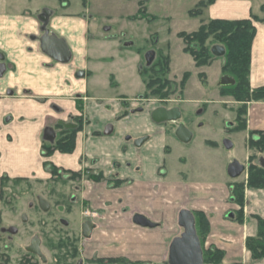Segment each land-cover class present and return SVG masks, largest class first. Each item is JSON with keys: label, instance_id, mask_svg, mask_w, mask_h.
Wrapping results in <instances>:
<instances>
[{"label": "crops", "instance_id": "0c3cea01", "mask_svg": "<svg viewBox=\"0 0 264 264\" xmlns=\"http://www.w3.org/2000/svg\"><path fill=\"white\" fill-rule=\"evenodd\" d=\"M71 1L0 0V56L6 67L0 77V158L4 151H11V162L15 158L23 161V152L38 151L45 171L44 179H38L34 169L26 176L19 172L3 175L0 171V180L6 177L9 182L19 178L42 181L48 187L50 175L44 169V162L78 174L79 178L68 180L73 191L65 216L69 219L84 206L98 211L91 236L83 240L86 255L99 251L98 256L104 258L168 264L169 246L184 232L179 216L188 211L192 215L201 212L207 218L209 233L203 248L222 250L221 264H264V259L253 261L245 247L246 239L256 236L257 218L264 219V189L245 188L243 223L236 222L233 216L238 206L231 196L233 180L228 177L227 169L226 175L217 179L193 158L197 153L204 156L219 151V141L203 139L202 148L196 149L198 152L189 157L175 155L178 145L187 146L194 140L193 126L184 124L191 139L182 143L174 135L171 124H156L151 120L150 113L155 108L147 105L135 114L128 106L123 107L121 98L108 94L106 85L110 88L118 85L115 74L106 71V78L109 82L113 79V83L104 82L101 74L113 68L116 57L100 54L101 46L97 44L101 38L90 35L93 25L87 16L88 1L79 0L75 9H71ZM223 4L226 3L217 0L209 7V21L229 20L222 14L231 10H241L235 20L252 15L242 4L228 7ZM43 9L52 12L47 25L49 33L64 39L68 45L71 58L65 64L54 61L40 49L38 16ZM255 27L249 74L251 89L264 86V23H256ZM122 113L127 114L119 118ZM74 120L79 121L81 128L76 133L73 152L55 151L43 158L42 146L47 143L43 139L44 129ZM236 125L233 122L226 125V134ZM107 126L111 128L106 134ZM251 131L264 133L263 101L247 103L245 130L227 136L245 135L247 143ZM234 140H229L231 146ZM14 150L19 153L13 155ZM246 160L247 155L244 164H240L245 165ZM53 187L50 196H55ZM136 216L145 218L151 226L136 224Z\"/></svg>", "mask_w": 264, "mask_h": 264}, {"label": "rangeland", "instance_id": "374dc122", "mask_svg": "<svg viewBox=\"0 0 264 264\" xmlns=\"http://www.w3.org/2000/svg\"><path fill=\"white\" fill-rule=\"evenodd\" d=\"M87 1V16L90 17L89 23L93 25L90 35L93 33L92 35L96 34L97 38H101L97 44L101 46L100 54H112L116 57L113 68L105 69L101 74L102 80L106 83H113V79L109 82L106 78V71H112L115 74V82L118 85L116 88L106 85L104 88L108 90V94H113L118 99L121 98L120 102L129 99L126 101L129 102L128 110L140 105V103L131 101L133 99L138 102L145 100V103H142L144 108L147 105L148 108L160 106L178 108L181 113L178 122H183L187 127H194V140L187 146L178 145L179 149L176 151L175 148L174 154L189 157L190 154L198 152L197 148H202L201 140H217L221 144V149L216 152L210 151L204 156L199 153L193 155L196 164L208 168L211 174L219 179L221 175H226V169L232 160L244 164L247 155V160L243 165L244 172L237 179H231L233 183L246 182L248 158L255 152L247 148L245 135L233 138L227 135L233 132L231 130L234 127L230 128L228 134L224 129L231 122L239 123V120L245 119V116L240 113L247 111V104L243 105L235 98L227 96L228 87L219 86L220 78L226 74L221 69L223 58L216 57L210 65L196 68L191 56L183 51L185 43L178 37L179 33L195 32L202 23H207L211 18L209 10L211 5L203 10L202 15L192 16L189 13L196 11V5L202 0ZM218 3H226L223 4L225 7L242 4L248 12L251 11L252 15L264 18V11L261 10L264 0H218ZM78 5L79 0L71 1V9L77 8ZM233 11H227L222 15L226 19L235 20L239 17L237 13L241 10L234 11V14ZM211 43L210 39L206 41V45L210 47L213 45ZM149 51L154 53L151 65L168 59V74L162 76L161 79L179 85L184 74H190L182 91L176 87L174 93L162 99L159 95L152 94L158 85L154 86L151 91L145 90L144 85L148 78L141 77L139 71L149 67L145 61V55ZM137 61L138 65H136ZM157 77L159 75L152 76L153 79ZM166 90L164 88L161 92L165 93ZM201 110L204 114L198 115V111ZM135 114L139 113L135 112ZM229 140H234V146H225ZM4 153L0 158V171L3 175L12 176L19 172L26 176L29 175V170L34 169L37 172L36 177L44 179L45 171L42 169V159L38 151L23 152V161L15 158L12 162L9 156L11 151H4ZM18 153L15 151L13 155ZM256 157L258 160L256 162L259 164V160L264 159V152L257 153ZM60 182L58 181L53 187L55 196L49 195L51 188L47 187L46 182L44 184L42 181L24 180L19 183L13 182L15 186L7 182L6 188L9 189L5 190V194H12L10 195L12 205L7 208L3 207L2 225L14 226L18 231L15 235H10L11 237L1 235L0 246L6 244L8 248L4 251L0 249V263L19 264L21 259L29 256L26 254L25 247L28 246L31 238L35 237L41 240V253L46 261L41 262L42 264H78L80 260L83 261L82 264H91L93 261L95 264H106L107 258L99 257V251L93 252L92 255L85 254V247L82 245L83 237L79 232L80 211H76L69 219L65 216L64 207L67 205V210L70 209L69 195L73 190L67 180L65 182L60 180ZM37 196L49 201L52 205L50 210L43 212L35 209ZM11 211H13L12 217L10 216ZM21 214L27 218L23 224L19 220ZM66 220L68 225L64 222ZM74 249L75 254H72ZM5 257L8 259L7 262L4 261ZM98 260H103V263H98ZM126 262L122 264H130Z\"/></svg>", "mask_w": 264, "mask_h": 264}, {"label": "trees", "instance_id": "16d2710c", "mask_svg": "<svg viewBox=\"0 0 264 264\" xmlns=\"http://www.w3.org/2000/svg\"><path fill=\"white\" fill-rule=\"evenodd\" d=\"M59 2H65L67 0H58ZM217 0H202L196 5V11L190 12L192 16L202 15L203 10L209 7ZM261 10L264 11V5L261 6ZM196 12V13H195ZM256 23H264V18H258L255 15H251L247 19L241 20H225V19H213L207 23H202L197 31L192 33H179L178 37L185 43L184 52L189 54L194 62L196 68L206 67L210 65L216 58L211 53V48L215 45L223 47L225 54L222 57L224 62L222 64V72L224 75L230 76L234 79L233 86L228 87L227 96L235 98L243 105L251 101H264V86L256 89H251L249 84L250 64H251V47L256 35ZM210 39L213 44L211 47L206 45V41ZM139 74L143 78H148L145 83V90L151 91V89L158 85L153 90V95H159L160 98H166L170 94L174 93V89L179 87L182 91L189 73L184 74L183 79L179 85L167 80L161 79L162 76L168 74V59L164 61L152 64L149 67L140 69ZM159 75V77L153 79V75ZM145 76V77H144ZM166 88V92L161 91ZM127 113H122L119 118H122ZM240 114L246 115V110ZM241 116V115H239ZM78 124L77 129L61 130L60 136L55 140L53 144L44 143L42 146L43 158L50 157L55 151L60 153L70 154L75 147L76 133L80 130L81 124L78 120H75ZM245 130V119L239 120L237 125L231 130L233 132H240ZM247 148L255 154H250L248 158L247 168V180L246 182L233 183L232 184V199L238 206V210L235 213L234 220L240 224L243 223L244 218V190L246 187L254 189H264V169L258 164L256 154L264 152V133L259 131H251L248 134ZM44 168L49 169L52 179L56 181L62 180V175L69 176V179L79 178L78 174L59 170L49 162L43 163ZM8 178L2 177L0 180L1 194L4 186L8 182ZM23 179L19 178L15 183L21 182ZM65 182V180H64ZM63 183V182H62ZM195 218V230L200 239L201 246L203 248L204 241L209 233V223L207 218L201 212L193 214ZM245 247L250 252L253 261H259L264 259V219L257 218V233L255 237L247 238L245 241ZM72 251V254H75ZM224 257V252L217 248H203V264H221ZM5 262L8 259L5 257ZM105 263L110 264H122L127 263L125 259H107ZM97 262V261H96ZM98 263H103V260H98ZM130 264H138L134 262H128Z\"/></svg>", "mask_w": 264, "mask_h": 264}, {"label": "water", "instance_id": "95a60500", "mask_svg": "<svg viewBox=\"0 0 264 264\" xmlns=\"http://www.w3.org/2000/svg\"><path fill=\"white\" fill-rule=\"evenodd\" d=\"M51 11L48 9H43L38 16V20L41 24L40 31L41 36L39 38L41 51L49 56L54 61L65 64L69 62L71 58V53L69 51L68 45L64 39L59 38L55 34L49 33L47 25L49 18L51 16ZM211 53L217 58H222L225 54L223 47L215 45L211 48ZM154 58V53L149 51L145 55L146 64L151 65ZM6 70L5 64L3 63V58L0 56V77L4 74ZM235 81L230 76H222L220 78V87H230L233 86ZM137 111H141L138 109ZM135 112V111H132ZM151 120L156 124L162 123H173L176 124L181 117V113L178 108L174 107L171 109L165 107H158L151 111ZM65 127H75L72 124H66ZM111 127L107 126L105 133H109ZM176 138L182 143H188L191 139V133L183 124H178L175 130ZM43 139L46 142L53 143L55 139V131L51 127H47L43 131ZM143 139L137 142L141 143ZM226 147H231L230 143H225ZM259 165L264 169V159L259 160ZM244 166L240 163L233 161L227 167V175L230 179H237L243 172ZM40 207L43 211L48 210V204L45 200L39 199ZM134 222L141 226H151L149 222L141 217L136 216ZM179 224L183 228L184 232L180 237L175 238L170 246L168 252V264H203V250L201 247V242L196 234L195 230V219L193 215L188 211H183L179 216ZM94 227L92 222H85L82 226V236L83 238H89L91 235V230ZM11 234L16 233V229H9ZM40 240L38 238H33L30 242V246L27 251L42 257L40 250Z\"/></svg>", "mask_w": 264, "mask_h": 264}, {"label": "flooded vegetation", "instance_id": "af4514ba", "mask_svg": "<svg viewBox=\"0 0 264 264\" xmlns=\"http://www.w3.org/2000/svg\"><path fill=\"white\" fill-rule=\"evenodd\" d=\"M150 66V65H149ZM127 100H129V99H127ZM127 100H121L122 102H123V104H124V106H128L129 105V102H126ZM149 100V99H148ZM131 101H135V102H138L136 99H133V100H131ZM143 101V102H142ZM142 101H140V102H138V103H140V105L139 106H136V108H132V109H130L129 111H135V112H137V110L138 109H141V111L144 109V107H143V105L144 104H142V103H145L144 101L145 100H142ZM146 103H148V102H146ZM142 104V105H141ZM160 107H162V106H160ZM158 108V107H157ZM166 108V107H165ZM172 108H174V107H172ZM168 109H171V108H168ZM140 111V112H141ZM66 124H72V125H74L75 127L73 128H71V127H65V125ZM165 124H171V125H173L174 127H172V130L174 129V135H175V130H176V128L178 127V124H183L184 125V123L183 122H178V123H176V124H173V123H165ZM51 128H53V130L54 131H58V133L57 132H55V139H54V142H55V140L60 136V132H61V130H68V129H77L78 128V124L76 123V121L74 120V123H63V122H58V123H56L54 126H50ZM184 127H185V125H184ZM186 128V127H185ZM46 142V141H45ZM53 142V143H54ZM47 143H49V142H47ZM53 143H49V144H53ZM45 170H47V172L49 173V169L48 168H44ZM49 175H50V179L48 180V185L50 186V188H52L53 187V185L56 183V182H58V181H56L55 179H52V177H51V174L49 173ZM62 180H70L69 179V176H67V175H64L63 177H62ZM24 181V180H23ZM9 182V181H8ZM59 182H60V180H59ZM12 183V186L14 185L15 186V184H13V182H11ZM14 183H15V181H14ZM19 183V182H18ZM61 184H62V182H60ZM7 184L8 183H6V185L4 186V188H3V190H2V194H1V187H0V204H1V215H0V241H1V235H6V236H10V235H15L16 233H17V228H15L14 226H5V225H2V221H3V207L5 206L6 208L9 206V207H11V205H12V200H11V197H10V195H12V194H8V193H6L5 194V190H8L9 188H6V186H7ZM53 191V190H52ZM10 192H11V189H10ZM9 195V196H8ZM39 199H43V198H41V197H39L38 198V196L36 197V208L35 209H37L38 211H43L42 209H41V207H40V204H39ZM43 200H45L46 202H47V204H48V210H50L49 208L50 207H52V205L49 203V201L47 200V199H43ZM69 205V204H68ZM67 205L64 207V209L65 210H67ZM47 210V211H48ZM47 211H43V212H47ZM85 211H87V212H92V213H95V215L94 216H87V217H84L83 215H82V213L83 212H85ZM12 213H13V211H11L10 212V216L12 217ZM80 215H81V220H80V223H79V232H80V235L82 236V226H83V224L85 223V222H87V221H89V222H92L93 223V225H94V219H96V218H98L99 217V213H98V211H95V210H91V209H89L87 206H84L83 208H82V210L80 211ZM194 217V216H193ZM21 218H22V220H21ZM195 219V218H194ZM233 219H234V216H233ZM19 220H20V222L23 224V223H25L26 221H27V218H26V216L24 215V214H21L20 215V217H19ZM65 222V224H67L68 225V221L66 220V221H64ZM66 225V226H67ZM16 229V233L15 234H11L10 232H9V229ZM93 230H94V227L92 228V230H91V234H92V232H93ZM91 236V235H90ZM11 237V236H10ZM83 237V236H82ZM35 238V237H34ZM33 238H31V240H32ZM39 239V238H38ZM31 240H30V242H31ZM40 240V239H39ZM83 240H87V239H85V238H83ZM30 242H29V244H28V246H26L25 247V250H26V254L28 255L29 254V256H26V258L25 259H21L20 260V263L19 264H42L43 262H46L45 261V259H43V258H41L40 256H38V255H36V254H32V253H30V252H28L27 251V248L30 246ZM1 248V250H6L7 248H8V246L6 245V244H3L2 246H0ZM40 250H41V240H40ZM0 250V251H1ZM203 250V249H202ZM29 257H31V258H29ZM36 257V258H35ZM107 259H111V258H107ZM112 259H117V258H112ZM126 260V259H125ZM126 261H128V262H130L129 260H126ZM42 262V263H41ZM83 263V261L82 260H80V261H78V264H82ZM0 264H6V263H4V262H1ZM77 264V263H76ZM91 264H95V262L93 261ZM106 264H109V263H106ZM114 264H117V263H114Z\"/></svg>", "mask_w": 264, "mask_h": 264}, {"label": "built area", "instance_id": "2783aa9c", "mask_svg": "<svg viewBox=\"0 0 264 264\" xmlns=\"http://www.w3.org/2000/svg\"><path fill=\"white\" fill-rule=\"evenodd\" d=\"M137 103H138V102H137ZM82 215H83L84 217H87V216H90V215H91V216H94L95 213L85 211V212L82 213Z\"/></svg>", "mask_w": 264, "mask_h": 264}]
</instances>
